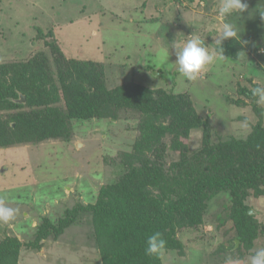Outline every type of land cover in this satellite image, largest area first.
I'll list each match as a JSON object with an SVG mask.
<instances>
[{
  "label": "rangeland",
  "instance_id": "374dc122",
  "mask_svg": "<svg viewBox=\"0 0 264 264\" xmlns=\"http://www.w3.org/2000/svg\"><path fill=\"white\" fill-rule=\"evenodd\" d=\"M246 2L250 14L229 17L239 27L238 41L244 50L237 58L224 55L196 81L180 77L175 65L162 66L159 54L169 49L167 63H174L171 43L186 41L192 33L216 49V29L223 22L217 14L219 0H0V63L27 61L46 50L51 33L66 58L104 65L110 88L138 82L189 93L200 118L209 117L212 140L246 138L261 114L264 123V104L240 93L242 88L264 86V19L253 10L264 6V0ZM148 66L154 71L144 70ZM228 98L246 105L236 106ZM136 126L135 121L124 119L74 120L68 142L0 148V196L18 210L9 221H0V241L13 236L26 244L44 219L58 221L69 210L80 209L75 223L60 237L43 240L40 250L24 246L19 264H101L91 215L82 206L94 203L113 177L111 164L119 152L132 150ZM202 135V129L195 130L183 139L190 152L201 147ZM174 159H179V153H171L167 163ZM223 199L211 202L204 225L186 243L184 253H163V264H213L211 255L229 246L225 233L241 247L231 222L223 228L213 222ZM247 204L259 230L249 249L242 246L240 254L229 250L221 255L232 257L236 264H248V256L264 247V197H251Z\"/></svg>",
  "mask_w": 264,
  "mask_h": 264
},
{
  "label": "trees",
  "instance_id": "16d2710c",
  "mask_svg": "<svg viewBox=\"0 0 264 264\" xmlns=\"http://www.w3.org/2000/svg\"><path fill=\"white\" fill-rule=\"evenodd\" d=\"M47 37V49L29 60L0 63V148L68 142L74 120L137 123L132 150L119 152L111 164L113 177L101 187L94 203L82 206L91 215L101 264H163L162 255L145 254L146 239L156 231L167 241L164 253H184L218 197L226 200L213 222L219 228L231 222L235 240L249 249L259 225L247 201L264 197L262 114L246 138L214 141L209 117L200 118L189 93L138 82L110 88L104 65L66 58L52 34ZM223 50V55L237 58L244 46L228 39ZM240 93L255 103L251 90L242 88ZM20 95L25 103L17 102ZM228 102L246 105L241 99L228 98ZM200 129L201 147L190 152L183 139ZM171 153H179V159L168 164ZM79 211L69 210L58 221L44 219L26 244L13 236L1 240L0 264H19L24 246L40 250L43 240L60 237L75 223ZM225 235L229 246L211 255L213 264L227 259L221 256L227 251L240 254L243 249L236 247L229 233Z\"/></svg>",
  "mask_w": 264,
  "mask_h": 264
},
{
  "label": "clouds",
  "instance_id": "9594fccd",
  "mask_svg": "<svg viewBox=\"0 0 264 264\" xmlns=\"http://www.w3.org/2000/svg\"><path fill=\"white\" fill-rule=\"evenodd\" d=\"M255 14L264 19V6L257 7ZM252 11V10H251ZM249 11V5L246 0H219L218 16L223 22L216 29L214 41L218 48H209L205 39L200 35L191 34L186 41L171 43V48L175 50L176 60L174 63H167L169 58V49H163L160 52L162 66L170 69L172 65L176 66L179 76L187 81H196L200 74L206 70L207 66L213 64L218 59L223 60V42L228 39L240 40L238 25L230 20L229 17H243L245 12ZM251 95L257 98V104H264V86H257L251 89ZM259 148V145H257ZM18 210L7 206V197L0 196V221L7 222L14 217ZM167 241L164 234L156 231L146 239L145 254L149 256H160L166 250ZM248 264H264V247L255 249L247 258ZM226 264H236L232 257H229Z\"/></svg>",
  "mask_w": 264,
  "mask_h": 264
},
{
  "label": "water",
  "instance_id": "95a60500",
  "mask_svg": "<svg viewBox=\"0 0 264 264\" xmlns=\"http://www.w3.org/2000/svg\"><path fill=\"white\" fill-rule=\"evenodd\" d=\"M17 102H19V103H25L26 102V98H25V96H23V95H20V98L17 100ZM239 244H238V242H237V246H238Z\"/></svg>",
  "mask_w": 264,
  "mask_h": 264
}]
</instances>
